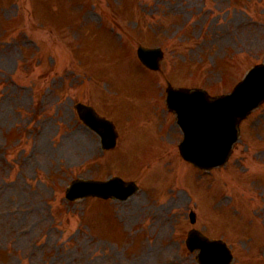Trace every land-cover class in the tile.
Masks as SVG:
<instances>
[{
	"label": "rangeland",
	"instance_id": "1",
	"mask_svg": "<svg viewBox=\"0 0 264 264\" xmlns=\"http://www.w3.org/2000/svg\"><path fill=\"white\" fill-rule=\"evenodd\" d=\"M31 28L41 51L24 43L22 30ZM139 44L165 46L162 64L176 84L227 89L239 70L264 59V0H0V264H197L185 241L193 227L191 210L197 212V227L232 246L231 264H264L257 262L264 258V201L256 211L253 204H234L243 195L232 189L239 184L232 162L210 175L220 178L228 194L222 197L218 187L222 198L218 193L213 201L194 198L188 185L178 183L186 179L184 163L171 174L175 185L165 184L170 178L165 163L159 166L169 176L155 181L153 174L155 184L144 179V171L113 167V173L123 171L141 184H165L154 187L153 196H131L126 207L112 212L119 214L114 218L98 199L68 202L59 191L74 177L104 175L96 162L114 160L112 154L134 135L126 126L118 150L101 155L98 135L78 121L73 109L85 99L119 124L122 114L115 109L134 107L138 94L129 89L142 87L143 71L158 75L139 60ZM121 89L131 95L122 97ZM145 110L136 113L135 125L152 118ZM137 143L152 151L140 155L133 144L125 159L153 156V137ZM239 188L247 194V188ZM254 220L252 231L248 224ZM39 235L44 243L25 252L31 236ZM259 247L263 251L257 257L252 252Z\"/></svg>",
	"mask_w": 264,
	"mask_h": 264
}]
</instances>
